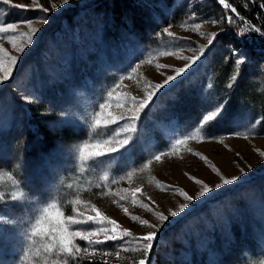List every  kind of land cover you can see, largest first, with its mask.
I'll return each mask as SVG.
<instances>
[{
	"label": "rangeland",
	"instance_id": "obj_1",
	"mask_svg": "<svg viewBox=\"0 0 264 264\" xmlns=\"http://www.w3.org/2000/svg\"><path fill=\"white\" fill-rule=\"evenodd\" d=\"M110 1L0 0V26L18 25L0 33V62L12 69L7 80L0 71V264H136L143 256L138 238L152 231L147 264H264V123L230 97L253 83L264 93V48L251 53L243 46L218 1L131 0L135 21L112 19ZM251 2L264 13V0ZM42 16L48 22L36 23ZM28 20L34 33L22 23ZM233 50L245 60L239 67ZM221 52L233 67L222 85L209 75ZM177 67L185 72L165 83ZM149 93L135 131L117 133ZM231 101L242 104L238 111ZM125 136L131 139L120 147ZM220 176L241 178L223 185ZM205 184L213 191L201 197ZM96 212L131 235L101 245L77 237L95 255L59 253L64 217L87 220Z\"/></svg>",
	"mask_w": 264,
	"mask_h": 264
},
{
	"label": "snow or ice",
	"instance_id": "obj_2",
	"mask_svg": "<svg viewBox=\"0 0 264 264\" xmlns=\"http://www.w3.org/2000/svg\"><path fill=\"white\" fill-rule=\"evenodd\" d=\"M33 2L35 3L36 0H33ZM69 2V0H63L64 4H67ZM218 2L223 5V8L225 10H227V12L231 13V14H226L223 17V20L227 21V23L232 24L235 22V20L238 18L240 20H243V17L240 16L239 12L237 11L236 7L232 6L229 2H227V0H218ZM3 3L5 5H9L12 3V0H3ZM262 8H264V3H262L260 5ZM14 7L16 8H23L25 6L20 5V4H15ZM38 7H40L38 5ZM51 7L53 9L57 8L56 4H52ZM40 10L44 13L48 12V8H43L40 7ZM36 23H40V24H44L47 23V18L42 16L40 17L37 21H35ZM210 23H212L213 25H218L221 23L220 20H216V19H211L209 21ZM22 23H27L28 27L31 29V31L34 33L36 31L35 28L32 27L33 21L28 20V21H22ZM17 23H8L6 26H0V33H7L10 30L11 31H15V29L17 28ZM201 27L200 24H195L194 28L195 29H199ZM248 29L251 31H255L257 33H259L260 35L264 36V30H262L259 27H255L254 25H252L251 23H249L247 25ZM164 32L167 33L168 36H172L173 33L170 32L168 30V28H165L163 30ZM239 35H244V29H241L240 32L238 33ZM219 35V33H212L211 36L208 38V45L211 46L214 43V40L216 39V37ZM27 43L31 44L32 43V36L28 35L27 36ZM19 50V49H18ZM0 51H3V49H0ZM197 51L201 54V56L204 54L205 52V47L204 46H200ZM234 53H236V50H233ZM201 57L197 56L195 58V60H199ZM185 59H189L188 57H185ZM195 60L192 61V63H195ZM16 58L15 57H11V64L14 65L16 63ZM245 60L241 58V56L239 55V53H236V60H235V65L237 67H239L240 65L244 64ZM0 71L3 72V80H7L10 75H11V66L8 68H4L2 65V62H0ZM176 76H169L167 78V81H165V83H167L168 81H172L175 80L177 76H179L181 73L185 72V68L183 67H177L174 69ZM233 79H235V77H233ZM165 85L164 84H156L154 87L156 89H160L163 88ZM231 86V85H230ZM25 100H28V97H24ZM152 99V94L149 93L148 95V99H144L138 102L137 107L132 111L130 117L128 118V121L119 129V131L117 133H119L120 131H135V122L137 121V119L139 118V114L140 112L145 108V106L148 104V101ZM133 103H137L135 101V99L133 98ZM103 105V104H102ZM104 107V105H103ZM218 109L219 106H217L214 110H212L210 113H207L204 117V122L205 124L209 121H212L214 119V117L218 114ZM239 134V133H237ZM246 134V133H245ZM129 139H131L130 136H125L123 138H121L119 140V144L120 147H124V145H126L129 141ZM178 143L180 141H177ZM87 147V145H85V148ZM112 151H116V147L115 145H113ZM104 153L102 151H97L95 153V155L97 157L103 155ZM156 159H159V155L156 156ZM241 173L243 175V170H241ZM241 177L240 176H234L231 179L225 178L223 176H220V179L223 181V185H229L234 183L235 181H238ZM196 183H200L199 180L196 181ZM221 185L217 184L216 188H220ZM213 191L212 188H210L207 184L204 185V190H202L200 192V196L203 197L205 195L206 192H211ZM185 199L188 201H191L193 198L191 196L185 195ZM52 207H56L55 204L51 205ZM183 207H187V205L182 206ZM48 210L47 208H44L43 211ZM95 210V209H93ZM127 211V210H125ZM60 215H63L62 213H60ZM172 216H176L177 213L175 211H173L171 213ZM157 217L160 221H166L167 217L162 215V214H157ZM133 220L138 219V217H132ZM107 222L108 225H111V228L108 227H100L97 230H92V231H81V230H77L74 226L78 225V224H84V223H95L97 225H101L104 224V222ZM142 224L144 225H148L149 227H154L153 225L149 224L148 220H142L141 221ZM39 224V222L37 223ZM119 227V225L117 224V222L115 220L109 219L107 216H103L100 212H96V216L95 217H88L87 220L81 218H77L76 216L73 215H69L67 217H64V224L61 225V234L59 237V242H58V252L65 254L66 256H70L75 258L76 253H79L81 251L84 252H89L91 251L92 255H95V251L94 249H90V248H84L81 249V247L79 245H77L74 241L75 239L78 237L80 240L82 241H86L88 245H101L103 243H105L106 241H115L117 239H122L123 237H127L130 236L131 233L127 230H123L122 233H119L116 231V229ZM35 234V233H34ZM100 234H103V239H99L97 238ZM46 235L51 236V238L53 240L56 239L55 235H53V233L51 231H49L48 233H46ZM157 237V231H152V232H148L147 234L141 236L138 238V240L141 242L142 244V249L141 251L143 252V256L142 258L136 262V264H147L149 256L151 254V251L154 247V242L156 240ZM46 251L52 252L53 248L49 247L46 248ZM105 256L111 255L112 253H109L107 251H105L103 253ZM119 253H117L118 255ZM66 264V262H65Z\"/></svg>",
	"mask_w": 264,
	"mask_h": 264
},
{
	"label": "trees",
	"instance_id": "obj_3",
	"mask_svg": "<svg viewBox=\"0 0 264 264\" xmlns=\"http://www.w3.org/2000/svg\"><path fill=\"white\" fill-rule=\"evenodd\" d=\"M112 1V2H111ZM109 3L110 5V17L112 19H116L119 17H127L129 21H135V10L136 5L134 3H131V0H111ZM213 2V5L216 4L214 1L216 0H210ZM232 6L236 7L237 11L239 12L240 16L243 17V20L236 19L234 23H232V27L230 32L234 35H237L240 37L243 46L249 51L253 52V50L258 48H264V36L260 35L259 33L255 31H251L248 29L247 25L251 23L255 27H259L262 30H264V13L259 11V2H251V0H227ZM128 9V11H126ZM223 11L226 14H231L227 12L223 8ZM129 12V15H128ZM261 16L258 18V16ZM248 22V23H247ZM245 28L246 32L244 35H239L241 29ZM224 42V40H223ZM264 51V50H262ZM223 52L216 55V59L211 63L212 66H210V79L213 82V84H227L230 82L229 79H231V73L233 67L231 66L230 62L228 60L224 61L223 59ZM259 68H264V64L260 65ZM243 84V83H242ZM254 84V83H253ZM248 85L249 91L247 90H241L238 93L241 96L238 97L237 89L234 90V93L230 95V97L235 98L233 101H241L242 104H245L244 106L246 108H250V110L253 113L260 114V117L262 118L261 123H264V93L262 92H256L254 85ZM231 101L232 111L237 110L239 104L234 106V102ZM234 106V107H233ZM241 109V108H240ZM231 112V111H230ZM44 134V133H43Z\"/></svg>",
	"mask_w": 264,
	"mask_h": 264
},
{
	"label": "clouds",
	"instance_id": "obj_4",
	"mask_svg": "<svg viewBox=\"0 0 264 264\" xmlns=\"http://www.w3.org/2000/svg\"><path fill=\"white\" fill-rule=\"evenodd\" d=\"M101 108H103V105H101Z\"/></svg>",
	"mask_w": 264,
	"mask_h": 264
},
{
	"label": "water",
	"instance_id": "obj_5",
	"mask_svg": "<svg viewBox=\"0 0 264 264\" xmlns=\"http://www.w3.org/2000/svg\"><path fill=\"white\" fill-rule=\"evenodd\" d=\"M216 1H218V0H216ZM248 23V22H247Z\"/></svg>",
	"mask_w": 264,
	"mask_h": 264
}]
</instances>
